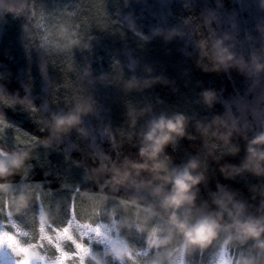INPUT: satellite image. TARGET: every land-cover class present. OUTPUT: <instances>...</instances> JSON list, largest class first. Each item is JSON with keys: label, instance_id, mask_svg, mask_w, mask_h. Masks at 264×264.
<instances>
[{"label": "trees", "instance_id": "trees-1", "mask_svg": "<svg viewBox=\"0 0 264 264\" xmlns=\"http://www.w3.org/2000/svg\"><path fill=\"white\" fill-rule=\"evenodd\" d=\"M69 112L79 122L54 133L53 116ZM162 115L184 116L185 132L148 163L199 162L192 213L230 196V211L264 219V171L247 151L264 133L261 0H0V149L27 154L0 186L71 184L167 220L157 172L133 167Z\"/></svg>", "mask_w": 264, "mask_h": 264}, {"label": "rangeland", "instance_id": "rangeland-1", "mask_svg": "<svg viewBox=\"0 0 264 264\" xmlns=\"http://www.w3.org/2000/svg\"><path fill=\"white\" fill-rule=\"evenodd\" d=\"M6 156L12 155L0 149V159ZM77 187L30 193L21 186H0V264L17 259L8 237L31 249V264H264V249L256 240L241 242L224 231L185 248L179 236L168 238L166 220L158 215L107 208L113 200L82 194Z\"/></svg>", "mask_w": 264, "mask_h": 264}, {"label": "clouds", "instance_id": "clouds-1", "mask_svg": "<svg viewBox=\"0 0 264 264\" xmlns=\"http://www.w3.org/2000/svg\"><path fill=\"white\" fill-rule=\"evenodd\" d=\"M264 4V0H261ZM228 59H231L229 56ZM261 66L257 65L259 70ZM206 99L211 103V94L206 93ZM53 131L61 132L68 131L74 124L80 120L77 113L69 112L66 114H57L53 118ZM185 117L177 115L172 118L160 116L158 119H153L146 132L142 134V144L139 148V155L144 157L143 163L134 164L137 169H149L157 172L155 179L162 181L158 184L154 192L159 197L161 209L167 217L166 227L171 234L179 236L185 248L190 246H201L210 238H217L221 232L234 231L236 238L241 242L253 239L259 243V247L264 249V240H261L264 234V219H255L251 216L244 217L242 214L243 205L234 204L235 212L228 208L231 203V197L227 200L217 199L214 201L218 205L217 210H212L200 215H194L191 211V205L195 200L194 187L203 179L202 174H197L196 169L199 162L193 158L186 164L172 168L171 171L161 163H153L149 165V161H157L164 148L169 143H175L178 137L184 135L185 132ZM230 135V134H229ZM227 142V141H226ZM264 145V133L253 138L249 144L247 151L249 159L257 161L254 171L259 174L264 171L260 168L259 161L264 160V149L257 147ZM232 152L239 151L233 147ZM26 153L23 155L6 156L0 159V175L11 174L14 168H19L24 164ZM163 169L165 175H159L157 170ZM117 180L116 176L108 177L105 184ZM232 236H229L231 239ZM167 240H162L161 243H166ZM121 253H116L119 258ZM95 259V257H94ZM97 264H103L102 261H97Z\"/></svg>", "mask_w": 264, "mask_h": 264}, {"label": "snow or ice", "instance_id": "snow-or-ice-1", "mask_svg": "<svg viewBox=\"0 0 264 264\" xmlns=\"http://www.w3.org/2000/svg\"><path fill=\"white\" fill-rule=\"evenodd\" d=\"M75 209L73 208V211ZM8 247L13 251L14 255L17 257L15 264H31L32 260L35 258V254L31 249L20 243L18 240H14L13 237L7 238ZM84 249L81 246V252Z\"/></svg>", "mask_w": 264, "mask_h": 264}, {"label": "flooded vegetation", "instance_id": "flooded-vegetation-1", "mask_svg": "<svg viewBox=\"0 0 264 264\" xmlns=\"http://www.w3.org/2000/svg\"><path fill=\"white\" fill-rule=\"evenodd\" d=\"M34 264H49V263H47V262H45V261H42V260H36V261L34 262Z\"/></svg>", "mask_w": 264, "mask_h": 264}]
</instances>
